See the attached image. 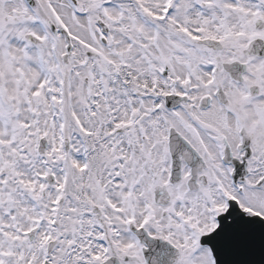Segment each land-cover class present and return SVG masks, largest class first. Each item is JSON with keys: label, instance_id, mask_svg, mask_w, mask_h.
<instances>
[{"label": "snow or ice", "instance_id": "obj_1", "mask_svg": "<svg viewBox=\"0 0 264 264\" xmlns=\"http://www.w3.org/2000/svg\"><path fill=\"white\" fill-rule=\"evenodd\" d=\"M0 264H264V0H0Z\"/></svg>", "mask_w": 264, "mask_h": 264}]
</instances>
